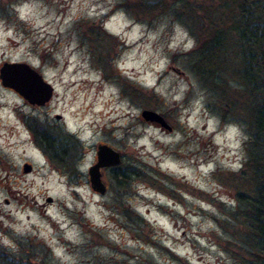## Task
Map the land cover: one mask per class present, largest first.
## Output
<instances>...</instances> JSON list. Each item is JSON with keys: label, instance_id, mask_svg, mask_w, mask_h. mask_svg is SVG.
Instances as JSON below:
<instances>
[{"label": "rangeland", "instance_id": "374dc122", "mask_svg": "<svg viewBox=\"0 0 264 264\" xmlns=\"http://www.w3.org/2000/svg\"><path fill=\"white\" fill-rule=\"evenodd\" d=\"M122 1L0 0V64L28 61L54 85L32 104L0 81V264H259L264 193L244 164L255 101L234 73L235 32L202 49L177 8L136 16ZM29 112L63 161L30 139ZM98 140L122 155L101 170L104 192L82 151Z\"/></svg>", "mask_w": 264, "mask_h": 264}, {"label": "trees", "instance_id": "16d2710c", "mask_svg": "<svg viewBox=\"0 0 264 264\" xmlns=\"http://www.w3.org/2000/svg\"><path fill=\"white\" fill-rule=\"evenodd\" d=\"M121 4L128 6L130 10L132 8L131 12L136 16L140 12L151 14L154 9L170 5L177 8L181 21L194 23L195 31L187 24L198 37L202 49H227L229 45L225 37L230 38L235 32L234 38L229 41L238 52L239 66L234 73L241 84V90L247 95H253L255 101L248 140V158L244 164L250 170L249 183L254 186V193H264V0H207L206 4L194 8L187 6L188 0H123ZM90 24L84 25L83 29H93L92 23ZM35 139L55 162L64 160L54 150L51 136L40 138L38 135ZM132 168L127 166L122 171H131ZM262 200L256 198L251 205L256 212L258 207H263L264 214V205H259ZM256 215L258 219L261 214ZM253 233L263 241L259 264H264V220L258 223Z\"/></svg>", "mask_w": 264, "mask_h": 264}, {"label": "water", "instance_id": "95a60500", "mask_svg": "<svg viewBox=\"0 0 264 264\" xmlns=\"http://www.w3.org/2000/svg\"><path fill=\"white\" fill-rule=\"evenodd\" d=\"M0 81L3 85L16 90L22 97L32 104H43L53 94V83L31 63L25 60H3L0 64ZM141 115L148 120L157 121L165 127H170L164 116L155 109L144 107ZM96 159L88 168V178L93 189L104 192L106 184L101 177L102 166H115L122 160L118 149L107 142H98ZM23 169L29 170L31 164L23 162ZM49 198V197H48Z\"/></svg>", "mask_w": 264, "mask_h": 264}, {"label": "flooded vegetation", "instance_id": "af4514ba", "mask_svg": "<svg viewBox=\"0 0 264 264\" xmlns=\"http://www.w3.org/2000/svg\"><path fill=\"white\" fill-rule=\"evenodd\" d=\"M56 117H59V116H56ZM40 121H41L40 117L38 115L32 114V112H29L28 117H24L23 118L24 128L27 130L30 139L33 140V141H35L37 144H38V142L36 141L35 138H37L38 135H39L40 138H43L44 136H50L49 133H48V128H46L45 125H42V123ZM47 122L49 124V121H47ZM98 142H106V141L98 140L95 144H92L91 147H89V148H85L84 147L83 150H82L83 153L86 151V149L91 150L93 152L92 159H91L90 163L88 164V166L91 163H93L95 161V159H96V153H95V151H96V146H97V143ZM41 150H44V149L42 148ZM24 161H26V160H23L22 163H21V168H22V171L23 172H27V171H30V170L34 169L32 162L31 161H28L31 164V168L29 170H24L23 167H22ZM88 166H87V168H88ZM113 167L114 166H102L101 167V170L104 169V168H109V169L113 170ZM68 171L73 172L74 169L72 171L71 170H68Z\"/></svg>", "mask_w": 264, "mask_h": 264}, {"label": "bare ground", "instance_id": "6f19581e", "mask_svg": "<svg viewBox=\"0 0 264 264\" xmlns=\"http://www.w3.org/2000/svg\"><path fill=\"white\" fill-rule=\"evenodd\" d=\"M35 213H36V211H35Z\"/></svg>", "mask_w": 264, "mask_h": 264}]
</instances>
